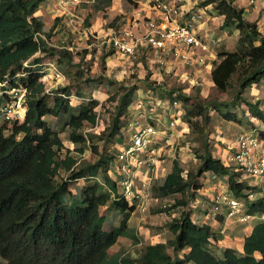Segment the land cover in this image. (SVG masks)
Returning <instances> with one entry per match:
<instances>
[{"label": "trees", "instance_id": "trees-1", "mask_svg": "<svg viewBox=\"0 0 264 264\" xmlns=\"http://www.w3.org/2000/svg\"><path fill=\"white\" fill-rule=\"evenodd\" d=\"M46 1L0 0V83L7 82L2 91L19 87L15 79L23 65L41 64L37 53L46 52L59 60L69 54L67 50L47 47L42 38L44 24L36 13ZM210 6L222 18L221 31L238 33L236 50L220 52L212 62L211 81L222 97L192 96L180 88L169 93L186 105L184 123L199 135L196 142L204 150L203 155H198L200 167L196 175L188 174L186 178L180 164L174 162L163 182L153 187L163 199L180 195L172 207L182 210L170 221L169 229L174 235L170 244L176 252L184 251L183 256H169L163 243L147 245L137 260L109 253L120 237L137 241L128 225L136 210L135 199L130 201L120 194L109 174V166L116 158L106 147L109 141L124 142L121 118L128 113L137 87H123L118 106L111 113L110 126L98 137L104 143L102 151L93 146L98 159L76 165L77 160L64 145L58 127L69 130L71 142L85 145L82 129L85 124L96 123L94 102L73 106L70 87L64 86L54 91L50 104L40 80L42 72L30 71L22 86L26 89L24 118L13 121L10 128L7 122L0 126V264H264V221L255 223L243 238L242 252L225 247L223 256L217 258L212 249L218 244V236L211 226L198 224L192 216V206L200 191L196 183L204 175L226 180L236 197L245 198L252 189L239 171L231 170L210 151L206 129L211 111L225 120L238 122L230 106L237 108L246 103L255 118L264 119L257 104L244 99L246 90L264 83V33L257 21L245 17L244 9L235 0L201 2L203 8ZM153 84L156 90L163 89V84ZM229 90L231 100L223 97ZM7 97L10 98L6 94L0 99ZM260 139L264 140V132ZM76 151L84 153L83 147ZM62 170L67 176L57 182ZM79 180L86 185L76 186L72 192L71 184ZM103 207L122 215L118 226H113L108 215L101 213ZM247 213L264 217V200L248 202Z\"/></svg>", "mask_w": 264, "mask_h": 264}, {"label": "rangeland", "instance_id": "rangeland-1", "mask_svg": "<svg viewBox=\"0 0 264 264\" xmlns=\"http://www.w3.org/2000/svg\"><path fill=\"white\" fill-rule=\"evenodd\" d=\"M151 0H136L137 3H131L127 0H95L91 4L83 3L79 6L69 5V0H47L40 6L36 16L44 24L43 36L47 47L58 50H67V58L59 60L58 57L49 56L46 52L37 53L36 57L42 58L39 65H30L26 63L20 70L19 76L15 79L19 83V90H23V83L29 78V72H42L41 81L44 83L45 93L48 101L52 104L54 91L58 87L69 86L71 95L69 100L73 106L80 104H89L93 101L96 113L95 125L85 124L82 132L86 138L85 145H77L69 140V130L62 125L58 131L66 148L72 151L71 156L77 160L76 165L82 162H94L98 159V152L102 151L104 143L98 138L99 135L110 126L111 113L115 112L119 98L124 92V88L130 86L137 87L133 94V101L128 108V113L121 118V135L123 143L109 141L107 150L117 158L119 150L129 143L134 132L148 123L151 119L148 112H140L137 109L138 103L147 104L146 101L154 102L164 100V105H158L155 108V116L161 122V126H166L169 121L177 119L175 127L168 131V137L159 138L156 147L158 148L157 164L149 170L143 169L135 180L134 190L138 198L135 199L136 211L132 213L129 220V227L134 230L137 241L120 238L110 249L111 255L137 260L140 253L147 245L163 243L166 245V253L171 256L182 257L184 251L176 252L170 241L174 235L169 229L170 221L177 217L181 208L172 207L180 195L172 198H161L153 190V187L163 182L165 176L171 171L174 162H178L183 169V174L187 178L188 174L196 175L200 167L198 155H203L204 150L196 140L199 135L192 132L190 125L184 123L183 111L186 105L176 96H170V90L175 88L182 89L185 93L202 98L222 97L221 93L212 85L209 69L212 70L213 63L209 61L203 71H200L198 65L184 66L178 59L164 52L150 50L145 54L143 49L134 57L124 56L116 51L114 46L108 43L111 32L120 33L126 27L143 24L151 18L150 9ZM170 1V0H167ZM175 7L183 14L192 10L195 14L202 11L201 22L197 27L201 32H211V39L215 42V55L223 51H234L237 46L238 33L229 34L220 30L222 19L217 18L213 13V7H201L203 0H173ZM64 2V3H62ZM68 4V5H67ZM264 3L261 4L259 13L264 17ZM72 6V7H70ZM74 12V18L69 14ZM256 15V14H255ZM255 17L251 16L249 21ZM264 31V24L261 25ZM110 32V33H109ZM214 33V34H213ZM106 56V57H105ZM214 60V61H215ZM30 64H32L30 62ZM210 70V71H211ZM37 71V72H36ZM154 82L163 84L162 90H156ZM7 83V82H5ZM3 87V86H2ZM0 86V89L2 88ZM124 87V88H123ZM155 89V90H154ZM26 90V89H25ZM24 92V95L26 91ZM9 93L11 92L8 91ZM228 100L232 99V91L224 94ZM1 98V94H0ZM244 99L252 104H257L259 110L264 113V84L252 87L245 91ZM2 100V99H0ZM20 100V99H19ZM6 101L13 104L10 98L2 100L0 107L6 104ZM173 101L179 103V107H173ZM97 102V103H95ZM12 115L17 117L19 113L24 116V97L15 104ZM20 105V106H17ZM233 114H236L238 122L225 120L216 112L211 111V120L207 132V143L212 154L223 161V163L232 169L238 166L231 159L240 135L254 136L261 141L264 132V119L255 118L248 110L246 103L234 108L230 106ZM200 120V119H198ZM15 118L4 120L0 115V126L7 122L10 128ZM18 121V120H17ZM174 121V120H173ZM93 146H97L98 152L93 151ZM83 147L84 153L76 151V148ZM198 152H197V151ZM65 154L60 156L62 159ZM110 176L114 180H120L121 171L118 168L116 160L115 165L109 166ZM61 177L56 181H61L67 173L61 171ZM242 179L251 178L242 172ZM102 181V178H98ZM226 181V180H225ZM252 181V179H251ZM257 184L261 179L256 180ZM120 184L119 182L117 185ZM200 191L197 192V200L192 206V216L195 222L203 224V220H209L210 215L206 211L210 207V200L216 190L224 188L225 182L215 181L212 175H204L196 183ZM86 185L84 180H79L71 184L70 189L75 192V187ZM119 192L122 187L118 186ZM166 209H169L166 211ZM184 209V208H183ZM157 210H165L158 212ZM101 213L108 215L111 224L118 226L122 215L119 212L106 211V207L101 208ZM255 223L264 221V217L258 215L252 216ZM250 223L244 224H217L212 229L218 236V244L213 247V254L221 258L225 247H232L242 252L243 238L250 229ZM209 226L212 224L209 222ZM0 261H2L0 257Z\"/></svg>", "mask_w": 264, "mask_h": 264}, {"label": "built area", "instance_id": "built-area-1", "mask_svg": "<svg viewBox=\"0 0 264 264\" xmlns=\"http://www.w3.org/2000/svg\"><path fill=\"white\" fill-rule=\"evenodd\" d=\"M94 1L69 0L68 4L79 6L83 3L91 4ZM150 9L153 16L143 24L142 28L138 25L135 28L126 27L120 33L111 32L108 43L112 44L117 52L128 57H134L140 49H143L145 54L150 50L164 52L178 59L184 66H204L207 61L216 58L213 48L215 42L197 27V23L201 22L200 12L195 14L192 10H188L183 14L175 7L173 0H151ZM69 14L74 18V12L71 11ZM5 85L6 83H0L1 87ZM24 90L12 88L9 93L0 89L1 96L8 94L13 103L6 101V104L0 107V115L4 120L15 118L20 121L24 118L20 113L17 117L12 115V112H15V104L19 102L21 105ZM146 102L147 104L138 103L137 109L140 112L147 111L152 122L134 132L130 142L124 144L125 146L119 150L113 162L115 165L117 160L118 168L122 173L120 180L114 179V181L116 184L120 183L117 185L122 187L120 194L130 201L138 198L134 186L141 170H149L157 164V140L171 136L168 135V131L175 127L177 121L173 119L174 121H169L166 126H161V122L155 120L157 118L154 111L158 105H164L166 101L148 100ZM173 102L174 108L179 107L178 102ZM233 147L231 159L238 164L235 170L241 175L242 172L245 173L252 179V181L248 180L252 189L246 192L245 198L236 197L229 190L225 180L212 175L213 180L225 182L224 188L216 190V193L212 195L210 207L206 211V214L210 215L209 220L215 224H220V222L225 224L247 223L254 218L247 213V203L264 200V141L254 136L240 135ZM257 179H261L260 184L256 183ZM220 218L223 221H220Z\"/></svg>", "mask_w": 264, "mask_h": 264}, {"label": "crops", "instance_id": "crops-1", "mask_svg": "<svg viewBox=\"0 0 264 264\" xmlns=\"http://www.w3.org/2000/svg\"><path fill=\"white\" fill-rule=\"evenodd\" d=\"M264 3V0H235V4L238 6V7H240V8H243L244 9V11H245V17L248 19V20H250L251 19V16H254L255 18L252 20V21H257V24H258V26H259V29L264 33V31L262 30V28H261V25H263L264 24V17H262L263 15H260V13H259V10H260V6H261V4H263ZM263 7H264V5H263ZM204 12V10H201L200 11V13L201 12ZM264 12V11H263ZM205 13V12H204ZM216 16H217V14H216V12L214 11L213 12ZM256 14V15H255ZM203 18V15H201V19ZM217 18L219 19V22H220V19H222V18H220L219 16H217ZM211 32L212 31H210V33H209V30H208V32H206V34L210 37V35H211ZM214 34V33H213ZM211 38V37H210ZM214 47H216V45H215V43L213 44V48ZM214 52H216L215 50H214ZM215 59H212V60H210L211 62H213ZM209 61H207V63H208ZM204 67H205V65L204 66H198V68H200L199 70L200 71H203L204 70ZM211 69H209L208 70V72H211L210 71ZM264 84V83H263ZM213 85V84H212ZM260 85V84H259ZM258 85H254L253 87H257ZM248 135V134H247ZM136 211V210H135ZM134 211V212H135ZM133 212V213H134ZM204 215H206V213H204ZM211 223L212 225H211V227L213 228L215 225H217V224H215V223H213V222H211L210 220H203V224H207L208 225V223ZM223 222H220V224H222ZM248 223H250L249 225H250V229H249V231L248 232H246L245 233V235H244V237L246 236V235H248L250 232H251V230H252V227L255 225V222H253L252 220H250ZM120 238H124V237H120ZM120 238H119V240H120ZM121 241V240H120ZM110 251V250H109Z\"/></svg>", "mask_w": 264, "mask_h": 264}]
</instances>
